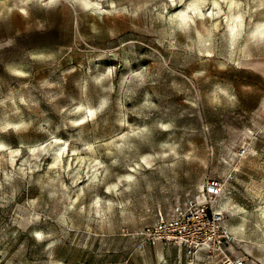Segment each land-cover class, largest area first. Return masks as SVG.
Here are the masks:
<instances>
[{"label": "rangeland", "instance_id": "1", "mask_svg": "<svg viewBox=\"0 0 264 264\" xmlns=\"http://www.w3.org/2000/svg\"><path fill=\"white\" fill-rule=\"evenodd\" d=\"M209 176L264 264V0H0V264H190L134 234Z\"/></svg>", "mask_w": 264, "mask_h": 264}, {"label": "built area", "instance_id": "2", "mask_svg": "<svg viewBox=\"0 0 264 264\" xmlns=\"http://www.w3.org/2000/svg\"><path fill=\"white\" fill-rule=\"evenodd\" d=\"M226 183L209 176L203 190L176 203L171 210H159L152 223L134 234L136 247L145 249L160 242L182 248L190 264H247L244 256H235L234 234L228 216L220 205Z\"/></svg>", "mask_w": 264, "mask_h": 264}, {"label": "bare ground", "instance_id": "3", "mask_svg": "<svg viewBox=\"0 0 264 264\" xmlns=\"http://www.w3.org/2000/svg\"><path fill=\"white\" fill-rule=\"evenodd\" d=\"M179 16H180L181 18H185V15H184L183 13H180ZM148 162H149V161H147V163H148ZM202 190H203V189H202ZM221 198H222V199H220V205H221L222 207H224V206H225V201H227L226 195L224 194V196L221 197ZM234 214L239 215V212L235 211ZM261 216L264 218V207H262ZM239 217H240L241 220L238 221V222L235 223V224H232V225H231V229H232L234 235L236 236V238H237L239 241L244 242V241H247L246 236H245L244 231H243V229L245 228V223H244V218H245V217H244V215H240ZM247 243H248V242H247Z\"/></svg>", "mask_w": 264, "mask_h": 264}, {"label": "snow or ice", "instance_id": "4", "mask_svg": "<svg viewBox=\"0 0 264 264\" xmlns=\"http://www.w3.org/2000/svg\"><path fill=\"white\" fill-rule=\"evenodd\" d=\"M90 115H91V113H90Z\"/></svg>", "mask_w": 264, "mask_h": 264}]
</instances>
